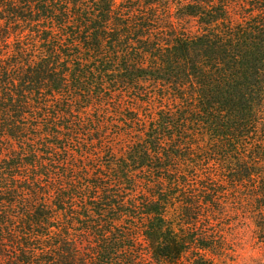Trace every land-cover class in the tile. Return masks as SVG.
I'll return each instance as SVG.
<instances>
[{
    "label": "trees",
    "instance_id": "trees-1",
    "mask_svg": "<svg viewBox=\"0 0 264 264\" xmlns=\"http://www.w3.org/2000/svg\"><path fill=\"white\" fill-rule=\"evenodd\" d=\"M263 123L264 0H0V264H218Z\"/></svg>",
    "mask_w": 264,
    "mask_h": 264
},
{
    "label": "rangeland",
    "instance_id": "rangeland-1",
    "mask_svg": "<svg viewBox=\"0 0 264 264\" xmlns=\"http://www.w3.org/2000/svg\"><path fill=\"white\" fill-rule=\"evenodd\" d=\"M172 19L180 28L189 29L195 25L193 19L179 17L174 11ZM143 89L151 90L149 86H146ZM126 95H130V93H127ZM132 95L136 94L133 92L127 97H132ZM145 100V95L140 96L141 102H145ZM138 103L139 102H135V104ZM157 105L159 108L160 104L158 102ZM147 109L148 108H146V110ZM143 110H145V108H143ZM228 191L229 193L224 196L222 203V205L227 208V214L224 215L219 223V228L223 231L224 237L227 240L224 245L226 250L220 254L221 256H219L217 263L264 264V246L258 239L254 224L256 213L259 208L264 206V200L263 198L256 199L255 195H257L258 192H254L250 189L249 185L242 189H234L231 185L229 186ZM141 264H153V262L147 256L145 263ZM180 264H193V257L185 258Z\"/></svg>",
    "mask_w": 264,
    "mask_h": 264
}]
</instances>
